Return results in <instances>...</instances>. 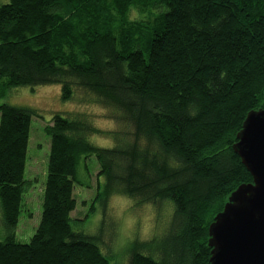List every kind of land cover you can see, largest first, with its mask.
<instances>
[{"label": "trees", "instance_id": "trees-1", "mask_svg": "<svg viewBox=\"0 0 264 264\" xmlns=\"http://www.w3.org/2000/svg\"><path fill=\"white\" fill-rule=\"evenodd\" d=\"M41 86H58L62 103L101 108L121 127L99 131L87 114L51 117L40 221L19 244L37 115L0 105V264H113L70 216L74 188H89L90 158L105 182L87 215L104 214L114 192L172 208L162 237L133 245L121 264H208L209 224L252 182L232 146L246 115L264 107V0H8L0 99ZM91 135L114 145L94 147Z\"/></svg>", "mask_w": 264, "mask_h": 264}, {"label": "rangeland", "instance_id": "rangeland-1", "mask_svg": "<svg viewBox=\"0 0 264 264\" xmlns=\"http://www.w3.org/2000/svg\"><path fill=\"white\" fill-rule=\"evenodd\" d=\"M7 3L8 0H0V5ZM59 96L58 86H41L17 88L0 99V105L33 110L37 115L31 118L26 148L24 179L28 181L29 188L21 200L15 230L14 240L19 244H27L30 241L40 221L49 152V138L43 133V129L51 117L57 113L66 116L68 113L74 116L87 114L92 120V126L99 131L117 132L121 127L106 119V111L101 108L62 103ZM87 142L101 149H110L114 145V140L101 135H91L87 137ZM87 165L90 174L89 188H74L76 207L70 216L73 219H82L83 222L78 227L87 235L101 241L103 253L110 257L113 264H121L123 258L130 257L133 245L162 237L169 224L172 208L167 203L158 204L156 207L141 205L123 194L114 192L108 199L104 214L95 210L87 215L97 188L105 182L103 177L97 176L100 168L94 158L88 159ZM6 236L7 232L0 221V241Z\"/></svg>", "mask_w": 264, "mask_h": 264}, {"label": "water", "instance_id": "water-1", "mask_svg": "<svg viewBox=\"0 0 264 264\" xmlns=\"http://www.w3.org/2000/svg\"><path fill=\"white\" fill-rule=\"evenodd\" d=\"M232 150L252 182L232 192L209 224L208 264H264V107L246 115Z\"/></svg>", "mask_w": 264, "mask_h": 264}]
</instances>
